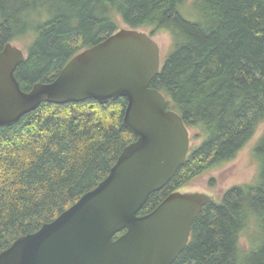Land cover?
I'll use <instances>...</instances> for the list:
<instances>
[{
	"label": "trees",
	"instance_id": "1",
	"mask_svg": "<svg viewBox=\"0 0 264 264\" xmlns=\"http://www.w3.org/2000/svg\"><path fill=\"white\" fill-rule=\"evenodd\" d=\"M127 27L168 31L172 45L152 86L202 141L140 211L235 158L264 122V0H0V50L31 38L16 70L24 90L52 81L83 49ZM127 99L45 101L0 127V252L78 201L136 136ZM259 171L207 202L173 264H264V133ZM118 232L115 237L123 234ZM248 233V246L242 236Z\"/></svg>",
	"mask_w": 264,
	"mask_h": 264
},
{
	"label": "water",
	"instance_id": "2",
	"mask_svg": "<svg viewBox=\"0 0 264 264\" xmlns=\"http://www.w3.org/2000/svg\"><path fill=\"white\" fill-rule=\"evenodd\" d=\"M25 58L13 43L0 50V127L16 124L45 101L96 99L104 104L125 97L123 122L136 139L97 186L2 250L0 264H173L190 240L195 218L215 198L176 191L151 212L139 214L174 177L191 147L183 117L151 85L161 70L154 35L120 28L77 53L55 79L28 91L16 75Z\"/></svg>",
	"mask_w": 264,
	"mask_h": 264
},
{
	"label": "rangeland",
	"instance_id": "3",
	"mask_svg": "<svg viewBox=\"0 0 264 264\" xmlns=\"http://www.w3.org/2000/svg\"><path fill=\"white\" fill-rule=\"evenodd\" d=\"M120 27H127L122 21H120ZM143 30V29H142ZM145 31L150 32L146 29ZM155 40L158 42L161 50V66L164 64L167 54L172 45V36L168 31L161 30L154 35ZM31 41V38H25L13 42L14 45L27 52V45ZM191 134V148L200 144L203 137L200 135V131L195 128H189ZM264 133V122L260 125L253 138L247 143V145L238 153V155L232 160L226 161L221 166L209 170L180 188L181 192H202L212 195L216 199H221L225 191L233 185L251 183L254 181L258 171L259 162L253 153V147L258 142L259 138ZM244 246L248 244V233L242 236Z\"/></svg>",
	"mask_w": 264,
	"mask_h": 264
},
{
	"label": "flooded vegetation",
	"instance_id": "4",
	"mask_svg": "<svg viewBox=\"0 0 264 264\" xmlns=\"http://www.w3.org/2000/svg\"><path fill=\"white\" fill-rule=\"evenodd\" d=\"M190 149H191V147H190ZM190 152V151H189ZM177 191H180V189L179 190H177ZM176 192V191H175ZM181 192V191H180ZM170 195V194H169ZM165 199V198H164ZM163 201V200H162ZM161 201V202H162ZM151 212V211H150ZM149 213V212H148ZM139 214H140V212H139ZM147 214V213H146ZM141 215H143V214H141ZM118 237V236H117ZM191 237V236H190Z\"/></svg>",
	"mask_w": 264,
	"mask_h": 264
}]
</instances>
